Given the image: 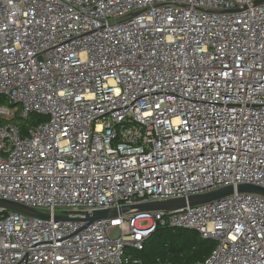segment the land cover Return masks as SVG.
Returning a JSON list of instances; mask_svg holds the SVG:
<instances>
[{
    "label": "built area",
    "instance_id": "obj_1",
    "mask_svg": "<svg viewBox=\"0 0 264 264\" xmlns=\"http://www.w3.org/2000/svg\"><path fill=\"white\" fill-rule=\"evenodd\" d=\"M0 0V264H140L159 225L264 264V197L69 212L264 186V2ZM38 113L42 122H19ZM119 231V235L113 234ZM133 248L134 252H127ZM164 264V263H160Z\"/></svg>",
    "mask_w": 264,
    "mask_h": 264
},
{
    "label": "trees",
    "instance_id": "obj_2",
    "mask_svg": "<svg viewBox=\"0 0 264 264\" xmlns=\"http://www.w3.org/2000/svg\"><path fill=\"white\" fill-rule=\"evenodd\" d=\"M45 119V115L34 113L19 124L25 129L27 124L32 125ZM199 234L195 229L177 231L168 225H159L147 239L144 248L134 252V258L140 264H199L216 245L212 239H204L202 236L198 238Z\"/></svg>",
    "mask_w": 264,
    "mask_h": 264
},
{
    "label": "water",
    "instance_id": "obj_3",
    "mask_svg": "<svg viewBox=\"0 0 264 264\" xmlns=\"http://www.w3.org/2000/svg\"><path fill=\"white\" fill-rule=\"evenodd\" d=\"M264 2V0H256L254 5ZM235 191L238 193L255 194L264 197V186L252 184V183H240L236 187L233 185L223 186L215 190H211L201 194H194L188 197L170 198L165 200L142 202L137 204H127L120 207H113L109 209H99L93 211H80V212H69V214H78L77 217H57V219L66 220H84L88 223H93L102 219H115L119 216L137 214L142 212L150 211H174L186 206H198L202 204L212 203L217 200H221L232 196ZM0 206L7 207L14 211L25 213L37 217L49 216L45 213L37 211L29 206L21 203L0 200Z\"/></svg>",
    "mask_w": 264,
    "mask_h": 264
},
{
    "label": "rangeland",
    "instance_id": "obj_4",
    "mask_svg": "<svg viewBox=\"0 0 264 264\" xmlns=\"http://www.w3.org/2000/svg\"><path fill=\"white\" fill-rule=\"evenodd\" d=\"M0 104H4V105H7L9 107H12L13 105L9 104L8 102H3L0 100ZM13 108V107H12ZM25 120V119H22V121ZM174 229H176L177 231L180 230L179 227H175ZM119 235V231L117 230L116 233L113 234L114 237L118 236ZM198 238H201V235L199 234ZM127 252H134V249L133 248H128Z\"/></svg>",
    "mask_w": 264,
    "mask_h": 264
}]
</instances>
